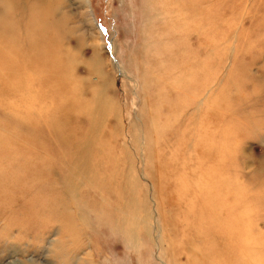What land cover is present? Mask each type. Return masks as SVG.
<instances>
[{
	"label": "rangeland",
	"instance_id": "1",
	"mask_svg": "<svg viewBox=\"0 0 264 264\" xmlns=\"http://www.w3.org/2000/svg\"><path fill=\"white\" fill-rule=\"evenodd\" d=\"M44 6L76 58L69 83L39 75L42 53L26 68ZM0 30V137L17 149L0 144V264H215L226 249L264 264V0H0ZM30 83L56 104L60 85L73 105L102 92L111 113L61 125ZM74 143L91 156L78 177Z\"/></svg>",
	"mask_w": 264,
	"mask_h": 264
},
{
	"label": "bare ground",
	"instance_id": "2",
	"mask_svg": "<svg viewBox=\"0 0 264 264\" xmlns=\"http://www.w3.org/2000/svg\"><path fill=\"white\" fill-rule=\"evenodd\" d=\"M45 7L46 6L42 7L41 9H39V11H37L36 9H33L35 11L30 12L31 19H30L29 23L32 26H29L28 29L30 31L31 30L35 31L37 34V38L35 39V37L32 36L29 38V41L26 40L25 46L27 47L26 49L28 50V53H29L28 59L25 60L26 68H28V71H31V75H35L34 68L32 66L33 65V59L36 57V55L38 53H42L41 59L44 61V65L39 67V69H38L39 75L45 73V71H49L48 73H52L51 76H52L53 82H57V83L58 82H63V83L68 82L69 83L70 78H71V74H69L68 72L63 70V63H65V62L67 63L68 57L71 58L73 62L76 60V58H74L72 55H69L68 53H65V52L61 54V51L59 50V45H62V43H61V40L59 39V37H56L57 36L56 33H61L59 31V27H60L61 23H60V25L59 24L54 25L53 20H52V13L53 12L51 10V7H48L46 9H45ZM13 9H14V6L12 5V14H14ZM38 25H40L39 28H38ZM61 27H62V25H61ZM9 29H10V31H14L16 28L13 27V28H9ZM29 30H28V32H29ZM32 31H31V33H33ZM63 33H65V32H63ZM0 34H3L1 32V30H0ZM38 44H40L42 46L48 45V47L43 52L42 49L38 48V46H39ZM13 48L14 49L16 48L15 43L13 44ZM36 74L38 75L37 72H36ZM31 77L32 76H29V74L27 73V75H26L27 81L29 78L30 82H32ZM18 78H19L18 86L21 87V85L25 84V81H23V83H22L20 77H18ZM66 78L68 81L65 80ZM29 85H33V87H30ZM29 85L24 90L25 98L28 100L37 99L38 101H41V106H45V107H49V108L53 107L54 105H57L58 108L55 109V112H53V113H54L55 117H57V116L59 117V123L61 125L65 126L67 124L68 116H70L71 121L73 120V118L77 119V117H78L79 119L80 118L82 119V121L87 125L88 129H91L95 125V119H93V114H94V112H96V107L104 104V108H106V112L111 113V106L113 104V100L107 99V96H105L104 93H102V92L100 94L99 101H95L94 98H91V100H89V101L85 100L84 101L85 103L82 102V104L77 103V105H73L70 103L71 98L70 99L68 98V96H71V97L73 96L72 95L73 90L71 89V87L69 85H66V86L60 85L59 93L62 92L63 97H62V99L59 98L60 100L56 104V101L50 99L48 94H45V95L43 94L41 96H38L35 93V87H36L35 83H30ZM42 85H44V84H42ZM54 92H55V90L53 89L52 94ZM1 93H4V92L0 91V94ZM46 111H48V110H46ZM79 112H83L84 117L78 116L77 114ZM80 123H81V121H80ZM10 142H11L10 140L5 139L4 137H0V144L5 145L6 147H8L9 149H11L13 151H17V149L14 148L13 141H12L13 146L10 145ZM5 146H3V147H5ZM74 147L76 149L73 151V154H71L72 161L69 160L65 164L66 165L65 167H66V170L69 173V175L73 174L74 177H76V176L78 177V175L87 173L88 170L84 168L82 163H85L87 161V157H91V156H87V153H83L84 151L81 148V145L79 143H74ZM212 157H215V153H213ZM90 163H91V160H90ZM90 173L92 174V177H91V180L88 182V185L92 186L93 185L92 181L98 175H97V171L96 172L91 171ZM98 188L100 189V186H98ZM213 193L216 194V197L210 201L207 200L204 202V203H208L207 207H209L210 205L217 204V200H218L217 191H215ZM208 195H212V194H208ZM218 236H219L218 238H220V235H218ZM222 241L223 240L221 239V242ZM187 252L189 253L190 251H187ZM224 253H225L224 257L222 256L221 253L220 254L216 253L215 264H233L234 251L230 250V249L229 250L226 249V251ZM193 254L196 256L195 253H193ZM201 254H203V253L200 252V256L203 258L204 256ZM207 260L200 259L197 263L198 264H209V262L212 263V261H210V260L207 261ZM189 264H193V263L189 261Z\"/></svg>",
	"mask_w": 264,
	"mask_h": 264
}]
</instances>
